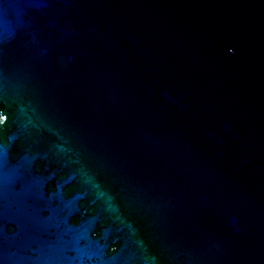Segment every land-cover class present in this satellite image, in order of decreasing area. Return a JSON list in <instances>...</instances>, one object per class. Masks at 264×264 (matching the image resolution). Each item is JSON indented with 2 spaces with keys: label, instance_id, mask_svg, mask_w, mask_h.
I'll return each instance as SVG.
<instances>
[{
  "label": "water",
  "instance_id": "1",
  "mask_svg": "<svg viewBox=\"0 0 264 264\" xmlns=\"http://www.w3.org/2000/svg\"><path fill=\"white\" fill-rule=\"evenodd\" d=\"M0 264H264V0H0Z\"/></svg>",
  "mask_w": 264,
  "mask_h": 264
}]
</instances>
